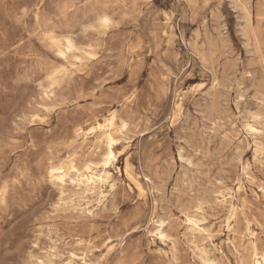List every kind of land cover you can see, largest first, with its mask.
Segmentation results:
<instances>
[{"label": "rangeland", "instance_id": "1", "mask_svg": "<svg viewBox=\"0 0 264 264\" xmlns=\"http://www.w3.org/2000/svg\"><path fill=\"white\" fill-rule=\"evenodd\" d=\"M109 128L102 195L50 176L100 172ZM253 246L264 0H0V264H264Z\"/></svg>", "mask_w": 264, "mask_h": 264}, {"label": "bare ground", "instance_id": "2", "mask_svg": "<svg viewBox=\"0 0 264 264\" xmlns=\"http://www.w3.org/2000/svg\"><path fill=\"white\" fill-rule=\"evenodd\" d=\"M235 3V2H234ZM244 7V6H243ZM235 9V8H234ZM244 12V11H243ZM218 19V18H217ZM221 19V18H220ZM241 19V18H240ZM106 18H104L105 22ZM101 22V21H100ZM218 22V21H217ZM101 28V27H100ZM216 28V27H215ZM252 28V27H251ZM253 30V29H252ZM210 34V33H209ZM221 40V39H220ZM208 43V42H207ZM226 43V42H225ZM70 46V43H67ZM66 44V46H67ZM249 44V42H248ZM213 45V44H212ZM192 46V45H191ZM216 46V45H215ZM68 47V46H67ZM191 49V48H190ZM61 50V49H60ZM213 50V49H212ZM63 52V51H62ZM229 52V51H228ZM227 52V53H228ZM64 53V52H63ZM217 54V53H216ZM62 55V54H61ZM196 56V55H195ZM77 57V56H76ZM80 57V56H79ZM236 64V63H235ZM263 66V65H262ZM234 68V67H233ZM232 70V69H231ZM56 72V71H55ZM68 75V74H67ZM214 84V83H213ZM253 89V88H252ZM247 90V89H246ZM205 93V92H204ZM210 96V95H209ZM47 107V106H46ZM206 111V110H205ZM215 112V111H214ZM211 114V113H210ZM211 116V115H210ZM216 120V119H215ZM113 123V117H111L110 119H108V122L106 123L107 126L112 125ZM216 123V122H215ZM221 123V122H220ZM217 125V124H216ZM97 126L100 129H104L105 124L102 123H97ZM125 126V124H123V127ZM249 126V128L252 131H256V128H254L251 125H247ZM113 128V127H112ZM131 128V127H130ZM108 129V128H107ZM191 130V129H190ZM216 131V130H215ZM89 132V131H87ZM113 132L109 130L106 131V136H105V148L104 151L101 153L100 155V166L102 167V169L100 170V172H96V171H92V167L93 165H95L93 163V161L91 160H86L84 165H83V170L80 171V169H78L76 167V165L72 162L69 167L65 170L63 165H50L49 166V174L50 176L54 177L55 180L58 181V183L62 184L65 182V178L66 176H68V174L73 173V178L72 177H68V181L70 182V184H72L74 187H77L78 190H81L82 193L84 194H99L102 195V191H101V185H103V183H106L108 178H109V170H108V166L109 164H111L112 161H114L116 159V152L114 150V144L116 142V139L114 137V135L112 134ZM212 133V132H211ZM125 134V133H124ZM224 138V137H223ZM208 141V140H207ZM190 143V142H189ZM50 148V147H49ZM238 151V150H237ZM210 153V152H209ZM203 156V155H202ZM93 159V158H92ZM199 161V160H198ZM205 166V165H204ZM245 166V165H244ZM245 168V167H244ZM210 172V171H209ZM207 177V176H206ZM135 185L136 188L139 191H143L142 186L137 183L135 181ZM97 189V190H96ZM60 196V195H59ZM194 198V197H193ZM54 206V205H53ZM192 216V215H191ZM191 216H187L186 220L187 222L193 227L194 230L196 231H205L204 228L200 227L199 224L197 223V221L195 220V218L191 217ZM194 216V215H193ZM162 221H160L158 223V225H162ZM159 236H163V231L161 229H158L157 231ZM198 238V237H197ZM202 253H205L203 250H201ZM253 254L254 256H258L259 253L256 249L255 246H253ZM71 261L76 257L75 254L71 253ZM261 257V260L264 261V255H259ZM204 262H207L206 259H204Z\"/></svg>", "mask_w": 264, "mask_h": 264}]
</instances>
